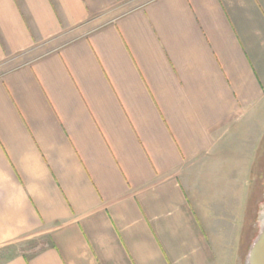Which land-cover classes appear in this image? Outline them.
Returning <instances> with one entry per match:
<instances>
[{"label": "crops", "instance_id": "1", "mask_svg": "<svg viewBox=\"0 0 264 264\" xmlns=\"http://www.w3.org/2000/svg\"><path fill=\"white\" fill-rule=\"evenodd\" d=\"M260 110L264 0H0V264L241 256L204 177Z\"/></svg>", "mask_w": 264, "mask_h": 264}, {"label": "rangeland", "instance_id": "2", "mask_svg": "<svg viewBox=\"0 0 264 264\" xmlns=\"http://www.w3.org/2000/svg\"><path fill=\"white\" fill-rule=\"evenodd\" d=\"M256 115L257 118L248 117L243 119V125L240 124L241 126L237 124V126L228 127L226 140L219 143L216 148L217 152L220 153V158L209 160L206 166H210L212 171L211 174L207 175L208 177H204L206 180L207 178L210 179L207 182L211 185V199L217 196L218 193L224 192V190H226L224 194L230 193V196H232L233 190L229 186L230 183H237L238 186L241 184L240 189L243 192V198H246L247 213L246 218H243L242 254L241 256L238 254L231 255L230 252H233L235 248L234 246L230 247V251L228 249L226 252L225 264H244L249 247L257 236L260 227V221L259 218L257 219V215H260L261 207L264 205V110H260ZM216 168H220L218 172L222 168H226L224 170L226 174L222 171L220 176L212 174ZM233 170L234 173H230ZM219 177H225V180H227L226 189L222 191L219 187L224 188L225 182L220 183ZM236 192L238 193L239 190ZM215 202L218 204L219 201ZM226 203H223L222 206L219 203L217 207L218 211L222 212L225 209H230V211L235 210L234 202L232 203L230 200V203ZM231 235H234V233H231ZM225 241L226 243H234V238H228ZM7 252L0 250V263L5 260V254Z\"/></svg>", "mask_w": 264, "mask_h": 264}, {"label": "water", "instance_id": "3", "mask_svg": "<svg viewBox=\"0 0 264 264\" xmlns=\"http://www.w3.org/2000/svg\"><path fill=\"white\" fill-rule=\"evenodd\" d=\"M259 221L258 234L249 247L244 264H264V205L260 210Z\"/></svg>", "mask_w": 264, "mask_h": 264}]
</instances>
